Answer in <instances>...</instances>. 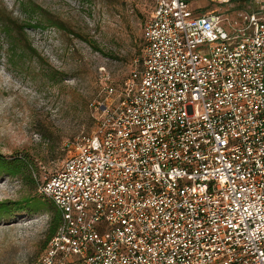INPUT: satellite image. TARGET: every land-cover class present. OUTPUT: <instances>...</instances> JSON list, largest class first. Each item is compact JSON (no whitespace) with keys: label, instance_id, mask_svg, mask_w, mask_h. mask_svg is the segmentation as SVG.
Listing matches in <instances>:
<instances>
[{"label":"built area","instance_id":"obj_1","mask_svg":"<svg viewBox=\"0 0 264 264\" xmlns=\"http://www.w3.org/2000/svg\"><path fill=\"white\" fill-rule=\"evenodd\" d=\"M191 2L155 0L95 129L64 142L35 264H264V0Z\"/></svg>","mask_w":264,"mask_h":264},{"label":"rangeland","instance_id":"obj_2","mask_svg":"<svg viewBox=\"0 0 264 264\" xmlns=\"http://www.w3.org/2000/svg\"><path fill=\"white\" fill-rule=\"evenodd\" d=\"M210 8V0H191ZM234 3L235 0H232ZM155 0H0V18L23 33L0 31V156L23 158L43 181L63 165L65 141L89 135V104L120 86L143 46ZM202 12V10H198ZM1 29V27H0ZM29 180L0 173V201L36 196ZM0 217V264H35L51 211Z\"/></svg>","mask_w":264,"mask_h":264},{"label":"trees","instance_id":"obj_3","mask_svg":"<svg viewBox=\"0 0 264 264\" xmlns=\"http://www.w3.org/2000/svg\"><path fill=\"white\" fill-rule=\"evenodd\" d=\"M15 25V21H9V23H6L4 20L0 18V31L3 33V35L8 36L10 35L12 29L10 28V25ZM14 31H17L19 33L24 32V28L17 27V24L15 27H13ZM142 53V50H141ZM141 53L138 55L140 56ZM30 164L23 158H12V159H5L2 156H0V173H5L11 177H19L22 181L29 180L31 184L36 186V196H29L26 198H23L19 202H10V201H0V217H7L12 215L13 213L18 212L21 210V206L25 205L26 210L29 211H51L52 217L50 220V226L47 232L46 240L44 242L45 245H48V241L54 236L56 233L60 222H61V215L60 212L57 210L56 206L52 202L51 199L46 197L43 194H40L38 191L39 184L43 183L42 181L39 182V180H36L34 176H32Z\"/></svg>","mask_w":264,"mask_h":264}]
</instances>
